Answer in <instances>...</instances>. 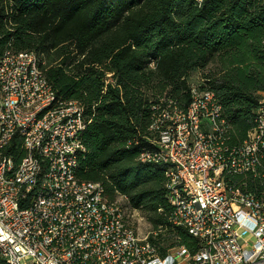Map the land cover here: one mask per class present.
<instances>
[{
	"label": "built area",
	"instance_id": "1",
	"mask_svg": "<svg viewBox=\"0 0 264 264\" xmlns=\"http://www.w3.org/2000/svg\"><path fill=\"white\" fill-rule=\"evenodd\" d=\"M40 63L11 48L0 59V264H264V94L241 141L197 83L187 107L152 105L138 161L165 167L169 221L197 241L162 257L136 210L76 178L85 107L58 97Z\"/></svg>",
	"mask_w": 264,
	"mask_h": 264
},
{
	"label": "trees",
	"instance_id": "2",
	"mask_svg": "<svg viewBox=\"0 0 264 264\" xmlns=\"http://www.w3.org/2000/svg\"><path fill=\"white\" fill-rule=\"evenodd\" d=\"M7 48L37 53L56 95L84 105L76 178L125 197L160 256L194 252L197 241L169 221L165 167L138 161L151 147L152 105L187 107L197 82L245 139L264 92V0H0V59ZM217 62L226 69L213 70Z\"/></svg>",
	"mask_w": 264,
	"mask_h": 264
},
{
	"label": "rangeland",
	"instance_id": "3",
	"mask_svg": "<svg viewBox=\"0 0 264 264\" xmlns=\"http://www.w3.org/2000/svg\"><path fill=\"white\" fill-rule=\"evenodd\" d=\"M200 75L198 74V76L196 75L194 77V79L196 80L197 78H199ZM199 80V79H198ZM197 83V82H196ZM114 201L119 202L120 204L124 205L126 202V198L123 196H118ZM132 222L134 223L135 227H136V231L137 234L140 237L146 236L148 234H151V227L150 224L147 222V220L142 216L141 213H139L138 211H136V214L134 216V218H132ZM153 234V233H152ZM155 235V234H154Z\"/></svg>",
	"mask_w": 264,
	"mask_h": 264
},
{
	"label": "crops",
	"instance_id": "4",
	"mask_svg": "<svg viewBox=\"0 0 264 264\" xmlns=\"http://www.w3.org/2000/svg\"><path fill=\"white\" fill-rule=\"evenodd\" d=\"M247 54H248V52H246ZM224 60H226V59H224ZM211 68H213V70H216V69H226V67H223L220 63H214L212 66H211ZM197 74H199V73H197ZM197 74H195V75H197ZM256 94L257 95H260V96H262L263 94H264V92L263 91H258V92H256ZM236 141H241L239 138L236 140Z\"/></svg>",
	"mask_w": 264,
	"mask_h": 264
}]
</instances>
